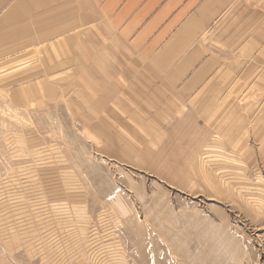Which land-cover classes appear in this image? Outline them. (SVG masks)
I'll return each mask as SVG.
<instances>
[{
    "label": "rangeland",
    "instance_id": "rangeland-1",
    "mask_svg": "<svg viewBox=\"0 0 264 264\" xmlns=\"http://www.w3.org/2000/svg\"><path fill=\"white\" fill-rule=\"evenodd\" d=\"M5 50L0 264H264V88L158 151L75 57Z\"/></svg>",
    "mask_w": 264,
    "mask_h": 264
},
{
    "label": "crops",
    "instance_id": "crops-1",
    "mask_svg": "<svg viewBox=\"0 0 264 264\" xmlns=\"http://www.w3.org/2000/svg\"><path fill=\"white\" fill-rule=\"evenodd\" d=\"M8 48L75 57L78 81L106 89L109 119L155 136L158 151L187 124L259 103L264 88L261 0H0V54Z\"/></svg>",
    "mask_w": 264,
    "mask_h": 264
}]
</instances>
